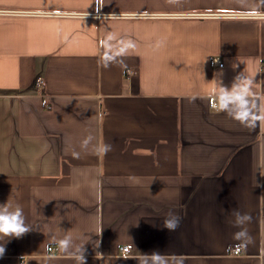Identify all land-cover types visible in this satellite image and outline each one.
Segmentation results:
<instances>
[{
  "label": "crops",
  "instance_id": "crops-1",
  "mask_svg": "<svg viewBox=\"0 0 264 264\" xmlns=\"http://www.w3.org/2000/svg\"><path fill=\"white\" fill-rule=\"evenodd\" d=\"M108 32L136 41L131 73L100 66ZM263 59L261 0H0V204L21 205L32 226L6 238L0 264H77L53 239L65 235L86 264L153 251L169 264H264V122L211 106L215 80L244 72L264 109ZM89 132L112 151L74 159ZM234 210L251 216L246 248Z\"/></svg>",
  "mask_w": 264,
  "mask_h": 264
},
{
  "label": "clouds",
  "instance_id": "clouds-1",
  "mask_svg": "<svg viewBox=\"0 0 264 264\" xmlns=\"http://www.w3.org/2000/svg\"><path fill=\"white\" fill-rule=\"evenodd\" d=\"M173 2V0H170ZM264 3V0H261ZM97 8L103 6L104 0H96ZM166 46V41L158 40L154 48L159 50ZM98 55L100 66L108 69L113 65H119L131 73L125 63V58L135 53L138 45L131 38H124L114 32H108L104 38L99 40ZM236 67V65H233ZM254 76H248L244 72L238 74L231 87L221 86L219 80L217 82L218 91L212 102V107L217 112L226 113L229 117L239 122L246 128H255L258 123L264 122V109L258 105V97L254 92ZM193 100L195 97L192 98ZM94 135L89 132L83 137L79 143L80 151L73 149L70 155L74 159H80L82 152L93 151L99 155H106L112 151V145L108 143H95ZM233 226L238 229L233 234L234 239L238 242V246L246 248L252 242V238L247 231L246 225L251 222V216L248 213L233 211ZM180 223V217L173 212H169L162 222V227L168 232L175 231ZM32 230L26 222L23 207L19 204L13 206L6 202L0 204V258L5 255L6 238H21L24 234ZM54 241L58 244L61 251L72 256L77 264H86L83 246H76L72 236L65 235L63 238ZM74 249V251H73ZM98 258H102L97 254ZM139 264H169L168 258L160 251H153L150 254H142Z\"/></svg>",
  "mask_w": 264,
  "mask_h": 264
},
{
  "label": "built area",
  "instance_id": "built-area-1",
  "mask_svg": "<svg viewBox=\"0 0 264 264\" xmlns=\"http://www.w3.org/2000/svg\"><path fill=\"white\" fill-rule=\"evenodd\" d=\"M261 65H262V67L264 68V59L262 60ZM220 66H221V65H220ZM48 251H49V252H51V251H56V248H54V247H49V248H48ZM231 252H232V255H234V256H238V255L241 254V249H240L239 247H234V248H232ZM121 253L124 254L125 256L129 255V248H127V247H123L122 250H121Z\"/></svg>",
  "mask_w": 264,
  "mask_h": 264
}]
</instances>
